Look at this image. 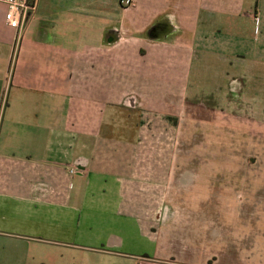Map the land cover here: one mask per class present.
Wrapping results in <instances>:
<instances>
[{
    "label": "crops",
    "instance_id": "obj_1",
    "mask_svg": "<svg viewBox=\"0 0 264 264\" xmlns=\"http://www.w3.org/2000/svg\"><path fill=\"white\" fill-rule=\"evenodd\" d=\"M34 1L19 38L0 3V264H220L144 134L264 131V0Z\"/></svg>",
    "mask_w": 264,
    "mask_h": 264
},
{
    "label": "rangeland",
    "instance_id": "obj_2",
    "mask_svg": "<svg viewBox=\"0 0 264 264\" xmlns=\"http://www.w3.org/2000/svg\"><path fill=\"white\" fill-rule=\"evenodd\" d=\"M199 70V79L205 83L201 90L207 89L205 80L215 71L207 67ZM168 73L155 70L153 74L155 97L161 102ZM211 113L197 115L202 121L198 120L197 130L187 133L188 141L182 144L177 133L144 134L149 142L143 155L186 158L171 165L170 188L175 192L173 204L194 207L186 218L201 222L203 228L197 230V237L204 240L202 249L217 251L220 264H264V141L261 146L248 144L254 136L264 137V131L248 129L247 133L233 134L224 117ZM180 181L183 186H179ZM178 237V231L171 233L169 241L173 243ZM212 239L219 240V250L210 246Z\"/></svg>",
    "mask_w": 264,
    "mask_h": 264
},
{
    "label": "built area",
    "instance_id": "obj_3",
    "mask_svg": "<svg viewBox=\"0 0 264 264\" xmlns=\"http://www.w3.org/2000/svg\"><path fill=\"white\" fill-rule=\"evenodd\" d=\"M6 6L5 21L16 31L17 38L35 6L34 0H0ZM71 170V173H74Z\"/></svg>",
    "mask_w": 264,
    "mask_h": 264
}]
</instances>
